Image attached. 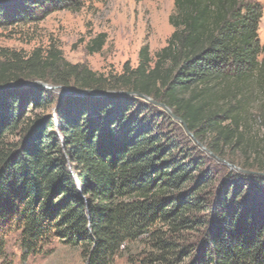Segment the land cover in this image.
<instances>
[{
    "label": "trees",
    "instance_id": "16d2710c",
    "mask_svg": "<svg viewBox=\"0 0 264 264\" xmlns=\"http://www.w3.org/2000/svg\"><path fill=\"white\" fill-rule=\"evenodd\" d=\"M87 1L0 0V29ZM263 15L259 0H174L166 45L117 73L54 44L1 47L0 87L111 93L0 88V261L18 233L26 256L59 242L85 264H264Z\"/></svg>",
    "mask_w": 264,
    "mask_h": 264
},
{
    "label": "rangeland",
    "instance_id": "374dc122",
    "mask_svg": "<svg viewBox=\"0 0 264 264\" xmlns=\"http://www.w3.org/2000/svg\"><path fill=\"white\" fill-rule=\"evenodd\" d=\"M259 1L264 7V0ZM173 10L174 0H90L76 10L54 11L35 24L0 29V48L31 52L54 44L72 63L99 73H117L125 65L137 66L143 45L153 55L166 45L173 32L169 22ZM101 33L106 35L105 45L89 53L87 44ZM259 35L264 43V15ZM260 139L264 142V127ZM261 155L264 159V151ZM17 238L18 233L8 237L7 261L0 264H85L80 250L59 242L48 247V253L26 256ZM128 259L122 254L113 264H130Z\"/></svg>",
    "mask_w": 264,
    "mask_h": 264
},
{
    "label": "water",
    "instance_id": "95a60500",
    "mask_svg": "<svg viewBox=\"0 0 264 264\" xmlns=\"http://www.w3.org/2000/svg\"><path fill=\"white\" fill-rule=\"evenodd\" d=\"M22 85H38V86H44L48 89H59L61 88L62 91L59 92L60 93V96H61V99L64 98V96L68 93H73V94H76V95H86V94H95V95H105V94H109L111 93L110 91H101V90H92V89H79V90H71L67 87H59V86H50V85H47V84H44L40 81H35V82H12V83H9L8 85H5L3 87H0V88H11V87H14V86H22ZM119 93H124V94H128V95H137V96H140L142 97L143 99L149 101V102H152L156 105H159L161 107H163L170 115H172L176 120H179L181 123L184 124V122L179 118L177 117L176 115L173 114L172 110L166 106L165 104H162V103H158L156 101H154L152 98L146 96V95H143V94H140V93H133V92H124V91H120ZM184 127H185V124H184ZM185 129H187L185 127ZM244 173H247V174H255V172L253 171H248V170H244L243 171Z\"/></svg>",
    "mask_w": 264,
    "mask_h": 264
}]
</instances>
